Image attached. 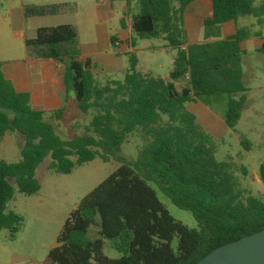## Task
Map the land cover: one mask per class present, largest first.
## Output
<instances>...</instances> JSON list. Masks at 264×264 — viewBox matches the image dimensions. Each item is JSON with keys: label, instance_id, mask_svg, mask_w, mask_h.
I'll use <instances>...</instances> for the list:
<instances>
[{"label": "trees", "instance_id": "trees-1", "mask_svg": "<svg viewBox=\"0 0 264 264\" xmlns=\"http://www.w3.org/2000/svg\"><path fill=\"white\" fill-rule=\"evenodd\" d=\"M135 1L132 33L161 39L176 52L168 80L143 74L135 54L128 53L121 81L97 82L90 62L78 59L77 32L71 25L39 28L33 39L24 41L29 56L62 65L65 94L72 93L77 109L94 111L82 136L61 140L45 120L47 113L30 107L28 93L14 90L0 63V142L7 133L24 138L18 161L0 160V231L13 238L21 226V218L6 211L15 191L10 180L21 194L35 195L40 190L35 170L47 156L49 169L61 175L94 159L119 164L70 212L48 252L51 264H197L214 249L264 230V199L240 187L233 163L215 160L213 140L185 106L224 94L222 119L233 129L247 92L240 42L259 33L236 27L234 35L220 39V25L252 17L261 28L264 0H210L203 42L195 44L186 43L183 20L185 8L195 0ZM257 53L264 56V44ZM177 81L183 82L179 90ZM63 112L60 108L48 114L59 120ZM132 134L139 136L142 147L128 160L120 153ZM240 144L249 148L245 140ZM258 181L264 184V163ZM149 183L176 208L191 213L197 230L175 221ZM92 226L98 229L95 239L88 238ZM103 239L121 255L118 259L103 255Z\"/></svg>", "mask_w": 264, "mask_h": 264}, {"label": "rangeland", "instance_id": "rangeland-1", "mask_svg": "<svg viewBox=\"0 0 264 264\" xmlns=\"http://www.w3.org/2000/svg\"><path fill=\"white\" fill-rule=\"evenodd\" d=\"M132 9L133 13L138 12L135 0ZM245 18L254 24L252 17ZM245 27L250 29L248 25ZM253 28L257 29L264 39V26L258 28L254 25ZM165 44L161 39H140L134 36L132 48L137 59V68L142 69L148 63L153 76L168 80L176 52L165 48ZM23 58L24 52L19 45L18 50L15 49V61ZM122 60L124 67L122 72L104 74L105 76L97 74L96 81L101 84L107 80L121 81L128 68L125 55ZM158 64L161 67L158 68ZM240 66L242 82L247 89L246 102L233 129L227 128L222 120L226 111V95L221 94L204 100L207 109L198 100L197 103L196 101L190 103L189 107L191 109L201 107V110H197V122L214 142L215 160L233 163V174L240 187L249 195L264 199V184L258 181V169L260 164L264 163V56L247 52L240 57ZM182 83L175 82L176 89H179ZM93 114V110L83 114L75 108L63 119L50 120V116L47 115L45 120L54 125L61 140L69 141L85 134L84 130ZM208 114L215 117L218 122L211 123ZM241 140L249 143L248 149L241 146ZM23 144L24 138L21 135L15 132L7 133L0 142V160L18 161ZM141 147L139 136L129 135L122 145L120 155L128 160H134ZM50 162L51 159L47 156L35 170V178L40 184V190L35 195L21 194L13 180H10L15 191L13 199L6 204V211L21 218V226L13 238H9L7 230L0 231V264H51L47 257L48 252L55 246L56 237L70 212L84 196L119 167L113 160L103 163L99 159H94L75 167L68 175H61L49 169ZM241 168H244L245 172H242ZM148 185L175 221L189 230H197V223L191 213L176 208L153 184ZM97 231L98 229L92 226L88 238H97ZM102 241V253L106 258L116 260L121 256L110 247L108 240Z\"/></svg>", "mask_w": 264, "mask_h": 264}, {"label": "crops", "instance_id": "crops-1", "mask_svg": "<svg viewBox=\"0 0 264 264\" xmlns=\"http://www.w3.org/2000/svg\"><path fill=\"white\" fill-rule=\"evenodd\" d=\"M133 1L0 0V63L3 76L11 82L16 92L29 94L32 109L46 112L45 116H50L48 112L64 108L60 119L69 116L77 107L73 95L65 94L61 78L62 65L56 61L29 56L24 41L33 39L39 28L71 25L77 32L80 52L78 59L90 62L95 78L97 74L105 76L104 74L122 72V57L134 53L132 44L135 35L131 31L130 20L135 14L132 9ZM210 10V0H195L185 8L183 20L187 44L203 42L202 22L209 17ZM120 20H124V27L120 26ZM248 21L244 17L238 18L236 22L221 24L220 39L234 35L236 27L248 28L245 27L247 25L252 33H259L253 28L255 21L254 24ZM111 39L113 44L110 43ZM262 44L264 39L259 33V36L252 35L241 41L240 48L244 54L257 53ZM19 45L24 58L15 61V49L18 50ZM164 46L167 48L166 44ZM157 66L161 67L159 64ZM139 69L143 74L158 78L152 75L148 63ZM182 86L183 83L179 85V89ZM202 103L207 109L206 103ZM189 104L186 109L197 120V110H201V107L191 109ZM207 116L211 123L218 122L210 114Z\"/></svg>", "mask_w": 264, "mask_h": 264}, {"label": "water", "instance_id": "water-1", "mask_svg": "<svg viewBox=\"0 0 264 264\" xmlns=\"http://www.w3.org/2000/svg\"><path fill=\"white\" fill-rule=\"evenodd\" d=\"M197 264H264V230L214 249Z\"/></svg>", "mask_w": 264, "mask_h": 264}]
</instances>
